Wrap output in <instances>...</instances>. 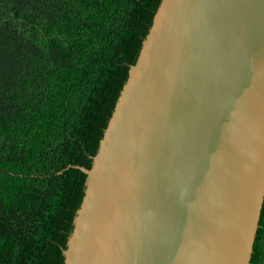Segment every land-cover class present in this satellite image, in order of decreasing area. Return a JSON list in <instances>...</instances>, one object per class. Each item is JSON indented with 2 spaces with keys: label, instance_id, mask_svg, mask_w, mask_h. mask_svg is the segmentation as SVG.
I'll list each match as a JSON object with an SVG mask.
<instances>
[{
  "label": "water",
  "instance_id": "95a60500",
  "mask_svg": "<svg viewBox=\"0 0 264 264\" xmlns=\"http://www.w3.org/2000/svg\"><path fill=\"white\" fill-rule=\"evenodd\" d=\"M65 264H251L264 204V0H162Z\"/></svg>",
  "mask_w": 264,
  "mask_h": 264
},
{
  "label": "trees",
  "instance_id": "16d2710c",
  "mask_svg": "<svg viewBox=\"0 0 264 264\" xmlns=\"http://www.w3.org/2000/svg\"><path fill=\"white\" fill-rule=\"evenodd\" d=\"M161 1L0 0V264H65L74 167H92Z\"/></svg>",
  "mask_w": 264,
  "mask_h": 264
}]
</instances>
